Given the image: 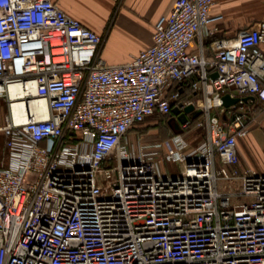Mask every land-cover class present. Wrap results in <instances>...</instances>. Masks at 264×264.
<instances>
[{
  "label": "built area",
  "instance_id": "1",
  "mask_svg": "<svg viewBox=\"0 0 264 264\" xmlns=\"http://www.w3.org/2000/svg\"><path fill=\"white\" fill-rule=\"evenodd\" d=\"M212 4L174 0L151 43L109 65L53 0H0V264H264V171L237 144L264 111V20L190 51L215 30ZM32 97L43 113L15 121ZM186 105L167 140L128 132Z\"/></svg>",
  "mask_w": 264,
  "mask_h": 264
},
{
  "label": "crops",
  "instance_id": "2",
  "mask_svg": "<svg viewBox=\"0 0 264 264\" xmlns=\"http://www.w3.org/2000/svg\"><path fill=\"white\" fill-rule=\"evenodd\" d=\"M173 1L53 0L67 15L78 19L83 26L102 36L99 54L109 65L123 63L129 60L131 54L149 45L155 21L169 13ZM210 14L219 15L218 19L210 23V27L215 28L214 32L194 39L188 50L199 51V47H202L203 53L208 54L207 45L211 39L233 37L240 29L264 20V0H213ZM261 48L264 50V44ZM175 116L173 118L177 123L172 126L173 132L180 131V120ZM249 116L247 133L239 137L237 143L240 163H243L242 151L245 150L246 161L251 167L264 171V111L260 104L255 105L254 112ZM256 129L260 132H256ZM193 133L186 137L189 138ZM169 134L158 138L167 140Z\"/></svg>",
  "mask_w": 264,
  "mask_h": 264
},
{
  "label": "rangeland",
  "instance_id": "3",
  "mask_svg": "<svg viewBox=\"0 0 264 264\" xmlns=\"http://www.w3.org/2000/svg\"><path fill=\"white\" fill-rule=\"evenodd\" d=\"M6 111H8L7 105H6V103L3 100H1V104H0V122L4 121L5 114L7 113ZM176 123H177L176 120L172 119L168 126H173ZM141 130H142L141 132L133 131L130 134L131 135H134L136 133L144 134L145 138H148V137H151V138L152 137H162L163 138V137L166 136V134H168L169 131H171V130H167V127H164V126L156 129V128H153L152 126H149L147 123L142 125ZM192 132H194L193 135H190L189 138H187V140H189L193 145H201L203 143V132H202V130L201 129H196V130H193ZM256 132H260V130L256 129ZM0 136H1V134H0ZM0 144H1V137H0ZM242 154H243V156H242V162L243 163H241V165L245 166V164H249L246 161L245 150L242 151ZM168 164H169L170 169L167 170V171H170V172L174 173L177 170H179L178 163L169 162ZM167 166H168L167 163H165V167H167Z\"/></svg>",
  "mask_w": 264,
  "mask_h": 264
},
{
  "label": "trees",
  "instance_id": "4",
  "mask_svg": "<svg viewBox=\"0 0 264 264\" xmlns=\"http://www.w3.org/2000/svg\"><path fill=\"white\" fill-rule=\"evenodd\" d=\"M189 81L186 80L185 82H182V83H176L174 87H181L182 88V91L181 92V96H180V99L184 98L185 97V94L187 93L188 91V88H189ZM174 105V104H172ZM171 111L168 113V114H165V115H160L158 113H153L152 115L146 117L142 122H139V123H136L134 124L133 126H131L129 129H128V132L131 133L133 131L135 132H141V128H142V125H144L145 123H147L149 126H152L153 128H160L162 126L164 127H167V130H171L169 131L168 133H170L171 135L172 134H175L177 132H180L179 130L178 131H174L173 132V127L172 126H168L169 125V122L167 121L169 118V115H170ZM198 114L196 115H193L192 118L195 120V117H197ZM152 121V122H150ZM169 134V136H171Z\"/></svg>",
  "mask_w": 264,
  "mask_h": 264
},
{
  "label": "bare ground",
  "instance_id": "5",
  "mask_svg": "<svg viewBox=\"0 0 264 264\" xmlns=\"http://www.w3.org/2000/svg\"><path fill=\"white\" fill-rule=\"evenodd\" d=\"M17 88H18V86L16 84H11L9 87L11 92H13ZM24 108L25 109L29 108L32 111H36L37 115H41V113H43V111L45 110V102L42 99L32 97L29 101V104H26L24 106L21 101H19L17 99L14 100L12 113H13L15 121H22L24 119V116L22 115V110Z\"/></svg>",
  "mask_w": 264,
  "mask_h": 264
},
{
  "label": "water",
  "instance_id": "6",
  "mask_svg": "<svg viewBox=\"0 0 264 264\" xmlns=\"http://www.w3.org/2000/svg\"><path fill=\"white\" fill-rule=\"evenodd\" d=\"M212 77L216 76V73H212L211 74ZM249 96H243V97H239V96H230L229 93H224L221 96V100L224 106H229L231 104H233L234 102H237L239 99L242 100H246ZM192 109V105H186L183 109V111H179L178 106H173L172 107V113L177 115V118L180 120V122H184L185 121V112L190 111ZM198 114V112H195L194 115Z\"/></svg>",
  "mask_w": 264,
  "mask_h": 264
},
{
  "label": "flooded vegetation",
  "instance_id": "7",
  "mask_svg": "<svg viewBox=\"0 0 264 264\" xmlns=\"http://www.w3.org/2000/svg\"><path fill=\"white\" fill-rule=\"evenodd\" d=\"M173 116H175L173 113H172V110H171V113H170V115H169V118H167L168 120V122L170 123V121L172 120V119H174L173 118ZM176 117V116H175Z\"/></svg>",
  "mask_w": 264,
  "mask_h": 264
}]
</instances>
